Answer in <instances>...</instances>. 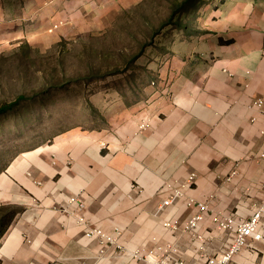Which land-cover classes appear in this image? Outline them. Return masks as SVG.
<instances>
[{
  "label": "crops",
  "instance_id": "0c3cea01",
  "mask_svg": "<svg viewBox=\"0 0 264 264\" xmlns=\"http://www.w3.org/2000/svg\"><path fill=\"white\" fill-rule=\"evenodd\" d=\"M143 1L0 0V54L23 45L45 52L101 34ZM197 12L193 30L153 46L137 82L120 97L117 87L107 92L102 131L75 129L9 162L0 207L19 212L0 239V264H149L126 253L169 244L186 263L207 264L233 243L214 215L249 219L264 201V114L253 108L264 100V0H208ZM144 121L151 126L141 131ZM191 174L185 197L161 209L167 183ZM72 197L85 200L93 226L122 231L125 251L87 238L64 212L75 210ZM190 198L213 209L198 230L206 251L184 229L197 212ZM231 264H264V240H250Z\"/></svg>",
  "mask_w": 264,
  "mask_h": 264
},
{
  "label": "rangeland",
  "instance_id": "374dc122",
  "mask_svg": "<svg viewBox=\"0 0 264 264\" xmlns=\"http://www.w3.org/2000/svg\"><path fill=\"white\" fill-rule=\"evenodd\" d=\"M205 1L144 0L119 13L101 34L45 52L23 45L0 54V108L8 106L0 113V176L13 158L64 133L102 131L108 122L107 92L117 87L112 94L120 97L118 92L129 81L137 82L138 71L150 66L153 46L193 30ZM180 8L187 11L183 24L174 23L163 31ZM158 31L166 34L154 40ZM12 214L9 206L0 207V239L1 219L11 224Z\"/></svg>",
  "mask_w": 264,
  "mask_h": 264
},
{
  "label": "built area",
  "instance_id": "2783aa9c",
  "mask_svg": "<svg viewBox=\"0 0 264 264\" xmlns=\"http://www.w3.org/2000/svg\"><path fill=\"white\" fill-rule=\"evenodd\" d=\"M60 25H55L50 29L54 32ZM232 76V74H230ZM253 108L259 109L264 114V100L258 99L253 103ZM150 122L144 121L140 129L141 131L150 128ZM196 174H191L186 182L176 184L169 182L167 187L170 190V196L165 200L161 206L164 209L167 206L173 205L186 195V190L191 187L195 181ZM71 205H75V210H70L67 207L64 212L75 216L78 223L83 225L86 230V236L89 239L98 240L104 247H116L119 252L125 251L121 244L122 231L116 229L112 234L105 232L99 226H93L91 222L87 221L85 212L87 204L83 198L72 197L69 201ZM189 207H196L197 212L190 217L184 229L186 232H193V237L198 240V248L200 251L207 250L205 237L201 235L198 230L201 223L205 220L209 212H213L210 202H201L194 198H190L186 203ZM214 224L216 227L224 232H229L234 235L233 243L218 253L214 258L210 259L207 264H231L234 258L239 255L245 248L250 245V240L262 241L264 240V201L256 208L255 212L249 219L238 216L237 213L227 214L225 212H218L214 215ZM168 228L177 230L178 227L170 222L164 224ZM180 248L177 245L169 244L167 246H159L155 250L148 253L140 251L133 253H126L127 256L146 261L149 264H188L179 257Z\"/></svg>",
  "mask_w": 264,
  "mask_h": 264
},
{
  "label": "trees",
  "instance_id": "16d2710c",
  "mask_svg": "<svg viewBox=\"0 0 264 264\" xmlns=\"http://www.w3.org/2000/svg\"><path fill=\"white\" fill-rule=\"evenodd\" d=\"M190 11V14H191V10H189ZM189 11H188V13H189ZM185 12H187V11H185V8H183V9H179L178 11H177V13L170 19V20H168V22L167 23H165L164 24V26H163V31L165 30V28L166 27H168V26H170V25H172V24H176V25H182L183 23H182V18L184 17V15H185ZM189 14V15H190ZM163 31H158V32H156L155 33V35H154V40L157 38V37H159V36H161L162 35V33H163ZM153 40V41H154ZM153 41L151 42L152 44H153ZM152 44H149L148 46H151ZM144 53V51L142 52V54ZM141 54V55H142ZM23 96H21L20 97V99H23L22 98ZM11 106L13 105V104H10ZM9 105V106H10ZM8 110V106L7 105H5V106H2L1 108H0V113H5L6 111ZM8 166V165H7ZM7 168V167H6ZM6 168H5V170H6ZM10 207V209L12 210V216H11V222L13 221V219L15 218V216L17 215V213L19 212V209L18 208H16V207H14V206H9ZM5 218H3V219H1V225H2V234L4 235L5 234V232H6V230L8 229V226L10 225V223H8V224H5Z\"/></svg>",
  "mask_w": 264,
  "mask_h": 264
}]
</instances>
